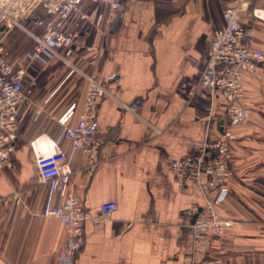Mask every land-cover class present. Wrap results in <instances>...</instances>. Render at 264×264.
<instances>
[{"label": "crops", "instance_id": "1", "mask_svg": "<svg viewBox=\"0 0 264 264\" xmlns=\"http://www.w3.org/2000/svg\"><path fill=\"white\" fill-rule=\"evenodd\" d=\"M111 16L98 7V26L81 33L73 61L99 78L116 73L98 103L100 148L92 155L63 144L72 169L73 191L97 213L115 201L109 217L88 221L77 264H264V66L244 81L241 101L249 114L233 128V179L217 213L236 225L210 252L195 250L192 224L219 194L207 178L180 186L171 172L190 154L189 141L213 142L227 125L221 93L199 87L224 10L235 0H119ZM241 24L246 42L264 51V23L250 11ZM28 29L39 33L34 21ZM8 28L0 46L24 68L29 104L19 111L13 166L0 170V264H57L66 241L64 226L43 215L49 187L40 179L32 142L57 141L79 120L86 101L82 77L59 58L31 66L30 35ZM143 101L137 114L123 104ZM42 113L38 115V111ZM92 171V172H91Z\"/></svg>", "mask_w": 264, "mask_h": 264}, {"label": "built area", "instance_id": "2", "mask_svg": "<svg viewBox=\"0 0 264 264\" xmlns=\"http://www.w3.org/2000/svg\"><path fill=\"white\" fill-rule=\"evenodd\" d=\"M102 5L107 6L111 16L121 9L119 0H0V43L8 28L20 29L33 40V48L25 56L29 66L59 58L72 74L79 75L86 83L85 106L77 123L67 125L71 116L68 112L59 120L63 127L59 140L43 135L31 145L40 179L49 187L43 215L56 218L65 229L66 241L57 253V264H77L85 247L86 223L109 218L118 207L115 201H108L97 213L85 208L82 198L72 189V169L63 147L68 141L73 152L86 155L100 148L96 139L98 103L101 97L109 94L106 86L118 75L110 73L99 78L96 74L85 73L75 65L73 56L80 34L98 26V7ZM248 11L264 23V0H235V6L224 10V26L215 33L211 56L199 83V87L211 95L221 93L227 103L228 124L223 125L216 141H189L190 154L173 161L170 166L182 187L189 181L205 177L209 187L219 189L217 198L208 203L204 213L192 224L195 250L200 253L215 250L226 231L236 225L221 217L216 207L227 198L226 185L234 177L232 143L237 136L233 128L240 126L249 114L241 101L244 81L264 66V51L246 42L252 32L241 24V18ZM32 21L39 33L28 29V22ZM17 66L9 61L8 53L0 46V170L13 166L19 111L30 102L31 91L25 90L23 84L26 70ZM142 104L143 101L137 99L122 106L125 111L137 114ZM41 113L40 109L38 115Z\"/></svg>", "mask_w": 264, "mask_h": 264}, {"label": "rangeland", "instance_id": "3", "mask_svg": "<svg viewBox=\"0 0 264 264\" xmlns=\"http://www.w3.org/2000/svg\"><path fill=\"white\" fill-rule=\"evenodd\" d=\"M13 31L14 32H16V33H20V34H26L25 32H23L22 30H20V29H13ZM76 75L75 74H70V73H68V75H67V78H69V77H75Z\"/></svg>", "mask_w": 264, "mask_h": 264}, {"label": "water", "instance_id": "4", "mask_svg": "<svg viewBox=\"0 0 264 264\" xmlns=\"http://www.w3.org/2000/svg\"><path fill=\"white\" fill-rule=\"evenodd\" d=\"M196 218H197V217H195V219H196ZM195 219H194V220H195Z\"/></svg>", "mask_w": 264, "mask_h": 264}]
</instances>
